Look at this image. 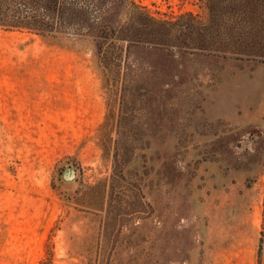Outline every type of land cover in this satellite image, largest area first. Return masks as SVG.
Returning a JSON list of instances; mask_svg holds the SVG:
<instances>
[{
	"label": "rangeland",
	"instance_id": "374dc122",
	"mask_svg": "<svg viewBox=\"0 0 264 264\" xmlns=\"http://www.w3.org/2000/svg\"><path fill=\"white\" fill-rule=\"evenodd\" d=\"M135 1L177 25L0 29V264H264V0Z\"/></svg>",
	"mask_w": 264,
	"mask_h": 264
},
{
	"label": "trees",
	"instance_id": "16d2710c",
	"mask_svg": "<svg viewBox=\"0 0 264 264\" xmlns=\"http://www.w3.org/2000/svg\"><path fill=\"white\" fill-rule=\"evenodd\" d=\"M245 2L208 0L210 22L216 26L223 25L225 21L219 24L216 19L225 16L223 11L227 3L237 11L246 5ZM247 15L243 11L227 19L235 24H253L255 20ZM177 23L178 20L170 22L151 17L135 0H0V29L42 36L90 39L98 43H132L142 34L171 31ZM121 52H110L105 58L121 60Z\"/></svg>",
	"mask_w": 264,
	"mask_h": 264
}]
</instances>
